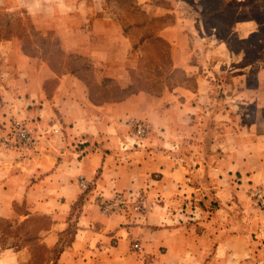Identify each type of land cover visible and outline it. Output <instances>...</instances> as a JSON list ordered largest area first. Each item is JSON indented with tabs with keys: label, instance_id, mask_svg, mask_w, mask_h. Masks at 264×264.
Returning <instances> with one entry per match:
<instances>
[{
	"label": "crops",
	"instance_id": "0c3cea01",
	"mask_svg": "<svg viewBox=\"0 0 264 264\" xmlns=\"http://www.w3.org/2000/svg\"><path fill=\"white\" fill-rule=\"evenodd\" d=\"M13 1L31 23L0 36V129L22 118L40 141L0 147V219L43 223L0 264H31L40 248L63 264H264L252 200L264 189V74L221 95L185 0ZM149 38L168 45L162 77L144 68ZM236 98L256 101L254 118ZM139 120L148 136L136 144ZM130 191L144 194L142 218L102 209Z\"/></svg>",
	"mask_w": 264,
	"mask_h": 264
},
{
	"label": "rangeland",
	"instance_id": "374dc122",
	"mask_svg": "<svg viewBox=\"0 0 264 264\" xmlns=\"http://www.w3.org/2000/svg\"><path fill=\"white\" fill-rule=\"evenodd\" d=\"M185 1L191 8L193 15L197 13L199 23V28L198 30L196 28L194 33L195 39H192L198 47L197 50H199V55L196 57L203 63L202 67L206 74L219 78L218 84L220 86H217L219 93L225 96L226 92L223 91L227 90L231 93L235 91L236 86L240 84L237 82L239 77H249L251 84H255V77L264 74V0ZM6 5L9 7L8 9L0 8L1 37L7 36L6 31L10 30L11 27L18 30L31 23L30 19L23 15L24 7H22L23 9H13L12 7L15 6L13 0H6ZM153 25L154 27L161 25L160 20L154 21ZM149 41L150 45L148 46L150 48L146 50L147 60L144 68L152 73L151 77H162V72L167 70L170 61L168 45L162 39L149 38ZM171 77H183V75L176 70ZM221 98L219 105H224ZM255 104L256 101L241 103V107L244 106L247 112H251V115L246 117L247 119L254 118L253 111L257 106ZM234 105V109L238 111L236 114L241 112L237 98ZM147 134L135 137L137 139L135 143H142L148 136ZM254 192L252 194L253 203L261 212H264V209L255 201ZM136 194L144 195L140 192L134 193V195ZM124 213L131 215L134 220L142 218L144 215V213L133 211ZM189 213L191 216L194 215ZM42 223V217H32L27 225L17 224L15 226L12 222L0 219V252L10 246L26 247L32 245L38 236ZM1 229H4L6 233L2 234ZM67 237L69 238V235ZM58 250L59 248L53 253L43 248L36 250L31 264H54L52 261L55 264H63L57 260Z\"/></svg>",
	"mask_w": 264,
	"mask_h": 264
},
{
	"label": "built area",
	"instance_id": "2783aa9c",
	"mask_svg": "<svg viewBox=\"0 0 264 264\" xmlns=\"http://www.w3.org/2000/svg\"><path fill=\"white\" fill-rule=\"evenodd\" d=\"M134 137L145 136L148 133V126L143 120L135 121L132 126ZM54 131L58 129L54 128ZM40 141V136L34 128L22 118L12 119L8 124L4 123L0 129V147L9 151L34 150ZM255 201L264 209V189H256L254 192ZM102 209L108 212L144 213L146 204L144 195L133 192H117L114 198L102 203ZM131 247L135 251L143 249L140 240L132 241Z\"/></svg>",
	"mask_w": 264,
	"mask_h": 264
}]
</instances>
